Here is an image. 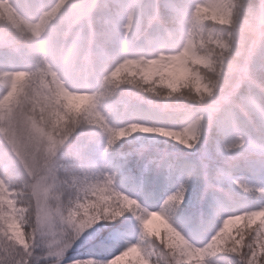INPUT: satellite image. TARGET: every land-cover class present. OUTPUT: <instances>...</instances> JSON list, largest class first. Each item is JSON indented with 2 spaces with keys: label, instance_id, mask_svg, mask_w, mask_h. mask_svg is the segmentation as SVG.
<instances>
[{
  "label": "clouds",
  "instance_id": "clouds-1",
  "mask_svg": "<svg viewBox=\"0 0 264 264\" xmlns=\"http://www.w3.org/2000/svg\"><path fill=\"white\" fill-rule=\"evenodd\" d=\"M0 264H264V0H0Z\"/></svg>",
  "mask_w": 264,
  "mask_h": 264
},
{
  "label": "rangeland",
  "instance_id": "rangeland-1",
  "mask_svg": "<svg viewBox=\"0 0 264 264\" xmlns=\"http://www.w3.org/2000/svg\"><path fill=\"white\" fill-rule=\"evenodd\" d=\"M74 254H78V253H74Z\"/></svg>",
  "mask_w": 264,
  "mask_h": 264
}]
</instances>
